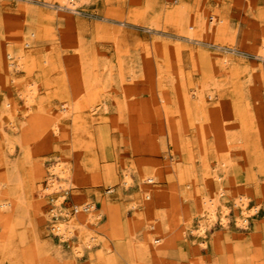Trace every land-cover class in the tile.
I'll list each match as a JSON object with an SVG mask.
<instances>
[{
	"label": "rangeland",
	"instance_id": "rangeland-1",
	"mask_svg": "<svg viewBox=\"0 0 264 264\" xmlns=\"http://www.w3.org/2000/svg\"><path fill=\"white\" fill-rule=\"evenodd\" d=\"M0 264H264V0H0Z\"/></svg>",
	"mask_w": 264,
	"mask_h": 264
},
{
	"label": "bare ground",
	"instance_id": "bare-ground-1",
	"mask_svg": "<svg viewBox=\"0 0 264 264\" xmlns=\"http://www.w3.org/2000/svg\"><path fill=\"white\" fill-rule=\"evenodd\" d=\"M63 1L68 2V0H63ZM71 1H72V0H71ZM74 4H75V3H74ZM72 5H73V4H72ZM72 5H71V6H72ZM178 10H179V9H178ZM180 10H181V9H180ZM178 13H181V12L178 11ZM178 13H177V14H178ZM8 65H9V66H12V63H9ZM89 206L91 207L92 205H91V204H88V206H87L88 208L86 209L87 211H84L83 209H81V207L78 208V207L76 206V211H75V213H78L79 211H80V212H88V210H89ZM242 223H243V222H242ZM242 223H241V224H242ZM52 227H53V226H52ZM54 227L56 228V230H57L59 233H61V232L63 231V226H60V225L58 226V225H57V226H54ZM55 228H54V229H55ZM202 230H203V227H202L201 231H202ZM62 236H63V235H62Z\"/></svg>",
	"mask_w": 264,
	"mask_h": 264
},
{
	"label": "built area",
	"instance_id": "built-area-1",
	"mask_svg": "<svg viewBox=\"0 0 264 264\" xmlns=\"http://www.w3.org/2000/svg\"><path fill=\"white\" fill-rule=\"evenodd\" d=\"M210 20H211V18H210ZM106 192H110V188L108 187L107 188V191ZM82 206V207H81ZM80 207H81V209H83L84 211H87L86 209L88 208L87 206H88V204H83V205H81ZM90 207V206H89ZM73 211L75 212L76 211V206H74L73 207Z\"/></svg>",
	"mask_w": 264,
	"mask_h": 264
}]
</instances>
